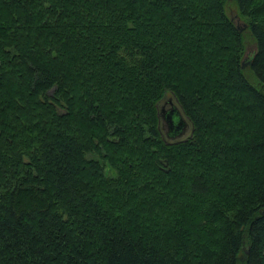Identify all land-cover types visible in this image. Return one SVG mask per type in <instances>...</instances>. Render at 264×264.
<instances>
[{
	"label": "trees",
	"instance_id": "1",
	"mask_svg": "<svg viewBox=\"0 0 264 264\" xmlns=\"http://www.w3.org/2000/svg\"><path fill=\"white\" fill-rule=\"evenodd\" d=\"M232 1L242 30L227 0H0V264H264V0Z\"/></svg>",
	"mask_w": 264,
	"mask_h": 264
},
{
	"label": "rangeland",
	"instance_id": "2",
	"mask_svg": "<svg viewBox=\"0 0 264 264\" xmlns=\"http://www.w3.org/2000/svg\"><path fill=\"white\" fill-rule=\"evenodd\" d=\"M225 12L234 21V23L237 26H239V27L245 26L247 18L242 16L239 13L237 6L235 5V3L232 0H227V2L225 4ZM243 36H244L243 39H244V47H245L243 58L245 60H249V58L252 56L253 52L256 49V43H255L253 37L251 36V34L248 32L247 29L244 30ZM245 70H246L245 74L249 78L250 82L257 86L258 84H257V80H256L255 75L253 73L251 75L249 73L248 68ZM173 106L176 107L177 111L179 112V114L181 115V117L183 118V120L185 122V126L183 127L182 132L179 134V136L175 137L174 139L184 138V137L189 135V133L191 131V124H190L189 120L185 117V115L183 114L181 108L177 104L174 97L170 93L165 94L163 99L159 103V109L162 108L165 112H167ZM160 121H161L160 122L161 130H162L164 138L168 141L172 140V139L166 137V135H165V129H166L165 122L163 121V119Z\"/></svg>",
	"mask_w": 264,
	"mask_h": 264
},
{
	"label": "water",
	"instance_id": "3",
	"mask_svg": "<svg viewBox=\"0 0 264 264\" xmlns=\"http://www.w3.org/2000/svg\"><path fill=\"white\" fill-rule=\"evenodd\" d=\"M246 26V25H245ZM243 26L240 28V30L244 29ZM249 61L245 62L242 61L241 67L244 68ZM160 120L163 119V121L166 124V129H165V135L166 137L174 139L175 137L179 136V134L182 132L183 127L185 126V122L179 112L177 111L176 107H172L169 111L165 112L162 108L159 109L158 112Z\"/></svg>",
	"mask_w": 264,
	"mask_h": 264
}]
</instances>
